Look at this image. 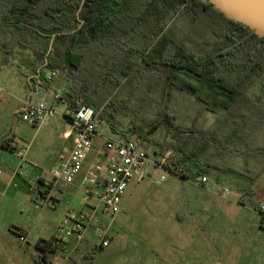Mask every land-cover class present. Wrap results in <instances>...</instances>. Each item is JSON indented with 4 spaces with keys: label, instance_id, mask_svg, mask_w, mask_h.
<instances>
[{
    "label": "rangeland",
    "instance_id": "374dc122",
    "mask_svg": "<svg viewBox=\"0 0 264 264\" xmlns=\"http://www.w3.org/2000/svg\"><path fill=\"white\" fill-rule=\"evenodd\" d=\"M190 17L191 13H186L171 31L181 45L203 51L205 45L214 48L222 44L206 22L193 23ZM138 42L134 38L128 49L145 46L150 40ZM14 54L18 58L0 53V87L4 90L0 97V144L12 137L26 150V156L22 160L17 152L7 149L0 152V264H264V221L253 210L255 203L247 201L248 207L240 206L237 210L228 203V199L241 194L234 183L264 184L261 110L256 109L260 115L251 119V126L238 130L239 120L228 122V111L210 112L196 98L175 88L166 96L162 77L147 76L145 72L132 79L123 77L125 81L117 90L100 87L98 96L110 98L103 106L109 112H104L100 133L112 139L123 137L122 131L131 134V129L136 132L134 135L142 133L152 152V162L162 158L155 151L180 147L192 136L191 132L200 140L194 142V137L190 145L194 142L199 147L205 146L209 138L210 143L200 156L214 167L207 187L217 190V203L213 209L201 208L196 220L190 217L184 222L181 216L188 211L186 200L206 197L199 188L191 186L196 176L182 178L149 164L144 179L138 183L141 173L136 171L128 185L121 212L111 222L112 240L108 248L83 256L68 244L66 250L50 254L47 262L37 260L41 253L35 246L40 239L53 238L58 224L68 214L89 210L82 204L83 191L74 185L60 184L53 192V200L40 197L37 178L50 179V171L60 156L69 152L70 141L63 136L69 129L64 117L67 105H57V114L41 127L24 122L21 113L15 111L20 104L18 99L26 98L23 82L29 71L22 63L29 61L32 54L21 48L15 49ZM126 56L127 51L121 59ZM50 72L43 69L44 76ZM262 88L259 78L244 86L243 91L250 99L259 100L264 108ZM47 102H52V97ZM164 115L171 117L174 127L163 122ZM259 121L261 124L256 126ZM236 128L237 142L226 140ZM100 141L98 138L96 143ZM193 164L202 167L199 161L189 166ZM163 176L165 179L160 183ZM225 188L229 195L220 197ZM194 209L191 211L195 212ZM105 222L110 223V219L105 218ZM187 229L195 231V236L194 243L185 246L183 232ZM20 235H25V242L20 241Z\"/></svg>",
    "mask_w": 264,
    "mask_h": 264
},
{
    "label": "trees",
    "instance_id": "16d2710c",
    "mask_svg": "<svg viewBox=\"0 0 264 264\" xmlns=\"http://www.w3.org/2000/svg\"><path fill=\"white\" fill-rule=\"evenodd\" d=\"M188 12L193 23L206 22L222 44L214 48L205 45L203 51L181 45L171 31ZM134 38L140 44L147 38L150 42L128 49ZM17 48L32 54L22 63L29 75H34L32 88L53 84L44 76V68L58 71L65 81L61 94L72 108L106 107L110 98L98 96L101 86L117 90L125 81L123 77L132 79L145 72L162 77L166 96L175 88L196 98L210 112L228 111V122L239 120L238 130L251 126V119L260 115L256 109L261 110V118L264 116L259 100L250 99L243 91L260 78L264 96V38L228 19L205 0H0V53L18 58L14 54ZM125 51L128 56L122 60ZM104 112L109 111L106 108ZM164 116L163 122L174 127L171 117ZM160 124L153 125L148 134ZM237 128L226 140L237 142ZM131 132L122 131V136L144 141L142 133ZM191 133L180 147L154 152L163 156L169 150L166 169L182 178L210 173L196 164L189 166L197 163L210 143L208 138V144L197 146L194 142L200 139ZM35 248L42 253L43 262L63 250L51 239H40Z\"/></svg>",
    "mask_w": 264,
    "mask_h": 264
},
{
    "label": "built area",
    "instance_id": "2783aa9c",
    "mask_svg": "<svg viewBox=\"0 0 264 264\" xmlns=\"http://www.w3.org/2000/svg\"><path fill=\"white\" fill-rule=\"evenodd\" d=\"M60 72L52 71L46 76L47 81L53 82ZM50 87L37 85L33 88V98L25 102L20 118L34 126L41 127L57 114V105H67L64 114L69 129L64 133V139L71 142V149L67 155L61 156L50 171V179L37 178L40 197L45 200L55 199L53 192L63 185H74L80 177L79 189L85 197L83 206L89 211L72 212L58 224L56 235L52 242L61 244L66 250L71 244L80 255H87L110 246L111 222H114L121 212L122 198L136 171H140L141 179L145 177V170L149 164L166 169L171 152L165 153L160 161L152 162L151 150L145 142L135 136H124L117 139L107 138L100 133L99 128L104 119V110L95 109L87 105L75 108L69 107L60 90L52 92V102L48 103L47 93ZM4 90L0 87V97ZM38 96V99H34ZM101 138L100 143L96 140ZM7 149L17 152L24 160L26 150H22L12 137L6 138L0 144V152ZM20 150V151H19ZM180 176V175H179ZM163 176L159 182H163ZM198 186H204L207 176L193 178ZM230 191L221 190V196H228ZM259 213L264 221V204ZM110 219V223L105 222ZM20 241L25 242V235H20ZM42 260V253L37 257Z\"/></svg>",
    "mask_w": 264,
    "mask_h": 264
},
{
    "label": "crops",
    "instance_id": "0c3cea01",
    "mask_svg": "<svg viewBox=\"0 0 264 264\" xmlns=\"http://www.w3.org/2000/svg\"><path fill=\"white\" fill-rule=\"evenodd\" d=\"M7 64V63H5ZM21 74V72L19 73ZM29 75V74H28ZM34 75L30 74L29 76H26L25 79L26 81L23 82V84L25 83L24 88L26 90V98H22V99H18V101L20 102L19 107L17 108V110L15 111L16 114H18V112L21 113L22 109L24 108V104L25 102L29 101L30 99H32L33 97V88L32 85L30 84L31 78ZM24 79V80H25ZM65 85V81H63L61 78L57 77L54 79L53 84L50 86V90L47 93V98H50L51 101V94L53 91L57 90H61L63 89ZM51 103V102H48ZM66 131V130H65ZM228 140V139H227ZM2 143V142H1ZM212 146V145H211ZM69 149L67 151H70L71 149V142L70 145L68 147ZM212 149V148H211ZM67 154H62L61 156H65ZM60 156V157H61ZM197 161H199L202 165L203 169H206L208 171H211L214 169V167L209 163L208 160H203L201 156H198ZM207 176L208 177V181L204 186H198L194 183V181L191 182V186L199 188L201 190V193L204 194V196H206L204 199L200 198V199H188L190 200V202L188 200H186V204H188V208H187V212L181 216V219L184 220V222L189 219L190 217H194V220H196L200 209L201 208H206L209 207L211 209H213V204L217 203L216 198H218V192L213 191V188H208L207 184L209 182V178H210V174H203L201 172L200 176ZM43 179H47L44 177H41ZM188 178V177H187ZM138 183H140L143 179H141V177L138 178ZM76 183L80 184V177L75 181L74 186L76 188H78L79 186H76ZM1 184V181H0ZM78 184V185H79ZM227 185V183H217V185ZM234 185L238 188V190L241 192V194L236 198V199H228V203L231 204V206L234 208V206L237 208H239L240 206H244V207H248V202L247 201H251L254 202L255 205L257 206H252L253 210L259 214V216L261 217L260 213H259V209L260 206L262 204H264V184L263 183H234ZM220 197H222L221 195H219ZM193 205L196 206L197 208H193ZM192 207V209H191ZM195 210V212H192L191 210ZM183 236H184V242H186V245L189 244H193L194 243V236H195V231H193L192 229H187L183 232ZM167 264V263H165ZM175 264H180L179 262L175 263Z\"/></svg>",
    "mask_w": 264,
    "mask_h": 264
},
{
    "label": "water",
    "instance_id": "95a60500",
    "mask_svg": "<svg viewBox=\"0 0 264 264\" xmlns=\"http://www.w3.org/2000/svg\"><path fill=\"white\" fill-rule=\"evenodd\" d=\"M85 0H83L84 3ZM228 19L264 38V0H205ZM50 47L49 52H51Z\"/></svg>",
    "mask_w": 264,
    "mask_h": 264
}]
</instances>
